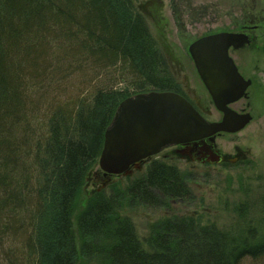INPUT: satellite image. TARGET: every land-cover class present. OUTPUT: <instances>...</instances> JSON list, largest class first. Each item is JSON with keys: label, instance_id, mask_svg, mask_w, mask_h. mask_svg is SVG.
Returning <instances> with one entry per match:
<instances>
[{"label": "trees", "instance_id": "trees-1", "mask_svg": "<svg viewBox=\"0 0 264 264\" xmlns=\"http://www.w3.org/2000/svg\"><path fill=\"white\" fill-rule=\"evenodd\" d=\"M148 91L183 94L131 0H0V264L95 256L96 264H240L264 256V196L227 229L165 220L151 229L146 251L132 223L115 218L120 194L95 192L74 224L118 104ZM125 194L149 206L190 195L177 167L161 160L129 180Z\"/></svg>", "mask_w": 264, "mask_h": 264}, {"label": "rangeland", "instance_id": "rangeland-1", "mask_svg": "<svg viewBox=\"0 0 264 264\" xmlns=\"http://www.w3.org/2000/svg\"><path fill=\"white\" fill-rule=\"evenodd\" d=\"M131 1L158 44L168 71L180 89L196 100L202 110L207 107L205 110L208 109L209 114L204 110L202 114L210 121L217 120L220 113L213 107L196 72L189 45L201 35L221 31L234 22L236 26L255 23V33L260 36V49L246 53L239 51V65L243 73L251 77L252 85L245 98L230 105L238 112H250L252 119L241 130L222 133L215 139L217 150L228 158L235 154V148L242 152V157L224 163L211 160L201 163L180 157L172 149H162L151 159L176 166L190 195L183 199L164 200L160 206L142 204L125 194L127 182L143 175L147 162L130 176L102 177L97 163L88 173L73 213L74 224L76 213L95 192L120 194L115 218H127L132 223L146 251L151 247L147 242L151 229L165 220L186 219L198 226L227 229L236 220L248 218V213L254 212V207L264 196V19L251 22L249 18V15L263 16L264 0H153L159 7L156 14L149 12L147 5L143 6L144 0ZM233 59L236 60L235 57ZM124 86L122 83L118 85ZM127 88L132 92L130 86ZM96 257H84L78 264H96ZM240 264H264V256L255 259L245 257Z\"/></svg>", "mask_w": 264, "mask_h": 264}, {"label": "water", "instance_id": "water-1", "mask_svg": "<svg viewBox=\"0 0 264 264\" xmlns=\"http://www.w3.org/2000/svg\"><path fill=\"white\" fill-rule=\"evenodd\" d=\"M247 39L240 34L216 32L193 41L188 48L196 71L207 89L219 121H206L180 94L149 91L126 97L118 104L106 128L97 165L103 175H130L132 168L167 146L189 142L204 143L219 162L213 143L217 133H234L251 119L249 112L229 107L246 96L251 80L238 72L228 48L242 46ZM209 141L210 143H207Z\"/></svg>", "mask_w": 264, "mask_h": 264}, {"label": "flooded vegetation", "instance_id": "flooded-vegetation-1", "mask_svg": "<svg viewBox=\"0 0 264 264\" xmlns=\"http://www.w3.org/2000/svg\"><path fill=\"white\" fill-rule=\"evenodd\" d=\"M143 6L147 5L148 6V10L149 12H152L153 14H156L158 11V5L156 3V1L153 0H144L142 2ZM249 18H251V22H253L255 19H264V13L263 16H258V15H249ZM236 22H234L232 24V26H229L228 28H225L221 31H227V32H233L236 34H240L241 36H245V38L247 39V42H245V44H243L241 47L239 48H231L229 49V54L230 56H232L233 58L235 57L234 63L237 66L238 71L240 72V74L244 77V78H249L251 79V77L249 75H246L245 73H243V70L241 69L239 62L241 57L239 56L241 52L239 51H243L244 53H246L247 51H254V50H258L260 49V42H259V37L256 33H255V28L257 27V25L255 23L253 24H249V23H242V24H238V26H236ZM246 57H245V61H246ZM247 62V61H246ZM252 81V79H251ZM252 85V84H251ZM251 87V86H250ZM191 94H196V93H191ZM197 95V94H196ZM186 98H188L190 100V102L194 105V107H196L198 109V111L202 114L203 110H205V108L207 107H203V110L201 108V106L199 105V103L192 99L187 93H186ZM202 99V98H201ZM208 109L205 112L206 114L208 113ZM210 112V111H209ZM204 114V113H203ZM202 114V115H203ZM220 118V116H219ZM218 118V119H219ZM217 119V120H218ZM208 142V141H207ZM169 149H172V152L177 154L180 157H184V158H189L191 160H195V161H199L201 163L203 162H210V160L214 159V156L211 154V152H209V150L207 149V147H205L204 143H186V144H181V145H176V146H170L167 147ZM165 148V149H167ZM222 160L219 161V163H224L228 160L230 161H236L238 158L242 157L243 154L242 152L238 149L235 148V154H232L230 158H228L227 155L222 154Z\"/></svg>", "mask_w": 264, "mask_h": 264}, {"label": "bare ground", "instance_id": "bare-ground-1", "mask_svg": "<svg viewBox=\"0 0 264 264\" xmlns=\"http://www.w3.org/2000/svg\"><path fill=\"white\" fill-rule=\"evenodd\" d=\"M149 92V91H148ZM167 147H170V146H167ZM167 147H164V148H162V149H165V148H167ZM162 149L160 150V152L162 151ZM158 154V153H157ZM157 154H155V155H157ZM155 155H153V156H155ZM153 156H151V157H149V158H147V159H145V160H143V162L141 163V166H142V164L143 163H149L151 160H155V159H151ZM75 228V227H74ZM136 231V230H135ZM137 235V234H136ZM140 241V240H139Z\"/></svg>", "mask_w": 264, "mask_h": 264}]
</instances>
